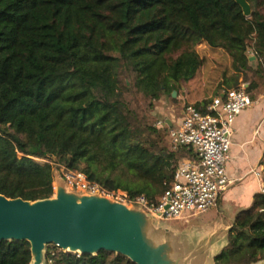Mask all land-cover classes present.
Returning <instances> with one entry per match:
<instances>
[{"label": "trees", "instance_id": "1", "mask_svg": "<svg viewBox=\"0 0 264 264\" xmlns=\"http://www.w3.org/2000/svg\"><path fill=\"white\" fill-rule=\"evenodd\" d=\"M246 1L249 17L236 0H0V194L50 199L63 166L157 205L179 164L197 156L173 149L155 102L179 100L203 65L198 46L231 57L223 91L248 84L253 99L264 89V0ZM211 103L195 106L213 114ZM261 261L264 192L236 216L214 264ZM0 264H33L31 244L0 242ZM45 264L136 263L51 244Z\"/></svg>", "mask_w": 264, "mask_h": 264}, {"label": "water", "instance_id": "2", "mask_svg": "<svg viewBox=\"0 0 264 264\" xmlns=\"http://www.w3.org/2000/svg\"><path fill=\"white\" fill-rule=\"evenodd\" d=\"M236 1L249 17V3ZM166 121L171 126V120ZM147 224L142 212L97 195L77 197L60 189L57 197L30 202L0 194V242L28 241L33 264H43L51 244L72 253L115 252L136 264H174L165 246H156L157 233L147 234Z\"/></svg>", "mask_w": 264, "mask_h": 264}, {"label": "built area", "instance_id": "3", "mask_svg": "<svg viewBox=\"0 0 264 264\" xmlns=\"http://www.w3.org/2000/svg\"><path fill=\"white\" fill-rule=\"evenodd\" d=\"M255 58V56L253 55ZM241 89L223 91L207 106L213 114H202L195 104L188 105L178 120L171 126L165 120L157 122L158 128H168L173 149L191 147L197 160H185L176 170L157 205H150L145 197L134 200L124 192H110L100 184L91 182L84 173L61 167V177L68 187L82 195H97L115 199L127 207L144 208L160 220H187L192 216L205 214L215 209L220 197L233 181L228 175L227 165L232 148L234 127L239 116L249 109L253 101ZM115 201V200H114Z\"/></svg>", "mask_w": 264, "mask_h": 264}, {"label": "rangeland", "instance_id": "4", "mask_svg": "<svg viewBox=\"0 0 264 264\" xmlns=\"http://www.w3.org/2000/svg\"><path fill=\"white\" fill-rule=\"evenodd\" d=\"M197 51L203 59V65L198 75L190 82L191 85L188 83L182 85V87L188 89V97L185 98L186 94L182 92L176 102L172 101L170 97L164 98L161 102H155V112L153 114L157 113L155 115L158 120H165L166 118L178 120L188 105L196 104L194 101L198 99L212 101L224 90V88H221L220 83H222L224 71L232 72L231 57L225 51L212 49L205 44L198 46ZM174 98H177V96ZM138 100L141 102L140 107H143L144 100L140 98ZM41 162L45 163L46 161L41 160ZM52 164L54 165V163ZM60 172L54 182L52 198L57 197L60 189L70 195L83 196L78 191L68 187V183L61 177ZM119 194H116L115 201L122 197ZM110 200L114 201L112 198ZM129 208L140 211L145 215L146 223L149 224L145 227L147 234H151V231L157 233L153 234L155 238L157 237L155 240L156 246H165L164 252L169 261L172 260L174 264H214L213 259L227 244V232L224 231V227L217 231L211 229V225L218 218L216 210L192 216L187 220H160L149 214L144 208L130 206ZM43 264H45V251ZM257 264H264V261Z\"/></svg>", "mask_w": 264, "mask_h": 264}, {"label": "crops", "instance_id": "5", "mask_svg": "<svg viewBox=\"0 0 264 264\" xmlns=\"http://www.w3.org/2000/svg\"><path fill=\"white\" fill-rule=\"evenodd\" d=\"M252 56L253 54L250 60L255 67L258 63ZM188 84L191 85L190 82ZM183 93L187 98L188 89L183 87ZM202 101L198 99L194 103ZM252 101V106L245 110L235 123L227 165L228 175L233 183L213 209L218 213V218L211 225L214 231L224 227V231L228 232L236 216L251 207L258 193L264 192V89L254 92ZM169 120L172 123L174 119ZM196 160L197 157L189 161Z\"/></svg>", "mask_w": 264, "mask_h": 264}, {"label": "bare ground", "instance_id": "6", "mask_svg": "<svg viewBox=\"0 0 264 264\" xmlns=\"http://www.w3.org/2000/svg\"><path fill=\"white\" fill-rule=\"evenodd\" d=\"M71 251H75V250H71Z\"/></svg>", "mask_w": 264, "mask_h": 264}]
</instances>
